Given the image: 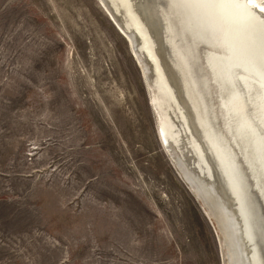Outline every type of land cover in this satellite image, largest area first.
<instances>
[{
    "label": "rangeland",
    "instance_id": "374dc122",
    "mask_svg": "<svg viewBox=\"0 0 264 264\" xmlns=\"http://www.w3.org/2000/svg\"><path fill=\"white\" fill-rule=\"evenodd\" d=\"M99 0H0V264H224Z\"/></svg>",
    "mask_w": 264,
    "mask_h": 264
},
{
    "label": "bare ground",
    "instance_id": "6f19581e",
    "mask_svg": "<svg viewBox=\"0 0 264 264\" xmlns=\"http://www.w3.org/2000/svg\"><path fill=\"white\" fill-rule=\"evenodd\" d=\"M100 1L142 68L158 138L216 222L224 264H264V0Z\"/></svg>",
    "mask_w": 264,
    "mask_h": 264
},
{
    "label": "water",
    "instance_id": "95a60500",
    "mask_svg": "<svg viewBox=\"0 0 264 264\" xmlns=\"http://www.w3.org/2000/svg\"><path fill=\"white\" fill-rule=\"evenodd\" d=\"M161 1L163 2V0H161ZM99 2H100V4H101V1H100V0H99ZM112 21H113V20H112ZM113 23H114L115 28L119 31V33H120V34L126 39V41L128 42V46H129L130 52H131L132 56L134 57L135 61L137 62V64L139 65V67H140L139 61H138V59L136 58V56H135V54H134V51L132 50L130 40H129V39L126 37V35L121 31L119 25H117L114 21H113ZM164 62H165V64H166L167 67H168L169 64H167V62L165 61V59H164V61H163V64H164ZM168 62H169V61H168ZM140 70H141V74H142V79H143L144 85L146 86V89H147V91H148V93H149V99H150L149 103H150V107H151V109L153 110V112H154V114H155V116H156V120H157V124H158L156 108L154 107V105H153L152 102H151V93H150V91H149V89H148L147 81L145 80V76H144V74H143L142 68H140ZM149 81L151 82V80H149ZM157 129H158V128H157ZM159 140H160V143H161V146H162L163 150L165 151V153H166V154L168 155V157L170 158V161H171V163H172V165H173V167H174L176 173L178 174V176L180 177V179L185 183V185L187 186V188L189 189V191L193 194V196L195 197V199L199 202L200 206L202 207L203 211L205 212V214H206L208 220L210 221V223H211V225H212V227H213V229H214V231H215V233H216V235H217V237H218V239H219V238H220V237L218 236V235H219V232H218L219 230H218V227H217V225H216V222H215V221L212 219V217L208 214L206 206H204L203 202H202V201L199 199V197L194 193L191 184L188 182V180H187V179L184 177V175L181 173L180 168H179V164H178V162H176V158H175V157H171L170 152H168L167 148H166L165 145L163 144V142H162V140L160 139V137H159ZM219 244H220V240H219ZM220 247H221V245H220Z\"/></svg>",
    "mask_w": 264,
    "mask_h": 264
},
{
    "label": "snow or ice",
    "instance_id": "6c2138e0",
    "mask_svg": "<svg viewBox=\"0 0 264 264\" xmlns=\"http://www.w3.org/2000/svg\"><path fill=\"white\" fill-rule=\"evenodd\" d=\"M262 11H264V9H262Z\"/></svg>",
    "mask_w": 264,
    "mask_h": 264
}]
</instances>
